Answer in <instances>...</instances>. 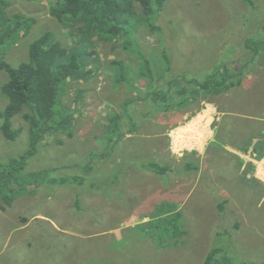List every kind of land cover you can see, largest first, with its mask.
<instances>
[{
  "label": "rangeland",
  "instance_id": "374dc122",
  "mask_svg": "<svg viewBox=\"0 0 264 264\" xmlns=\"http://www.w3.org/2000/svg\"><path fill=\"white\" fill-rule=\"evenodd\" d=\"M8 1L9 15L35 21L2 49L14 66L29 59L31 44L48 31L74 44L69 27L50 13L48 0ZM157 24L161 33L142 26L133 35L156 75L168 65L166 50L171 69L163 80L148 86L149 78L140 76L139 55L122 42L95 39L89 48L93 56L85 62L94 73L63 87L58 107L73 122L48 135L19 172L11 205L0 208V264H205L218 247L229 259L219 254L213 264H264V184L246 181L247 160L227 150L252 151L259 140L248 145L252 133H261L264 141V0H168ZM116 60L126 63L139 90L131 80L116 82ZM225 64L241 81L227 93H201L182 107L171 100L164 111L148 92L170 90L168 81L175 78L203 81ZM8 80L9 73L0 70V111L9 102L3 91ZM128 99L133 103L121 124L125 133L117 129L121 138L113 143L110 116L122 114ZM205 102L216 103L220 116L213 125L216 144L188 155L186 140L204 127L211 110ZM224 117L226 126L217 122ZM196 120L197 128L188 127L176 141L175 134ZM13 121L22 131L12 141L0 128V163L21 157L30 146L28 123L22 115ZM252 157L255 161L247 162L257 173L259 159ZM148 163L170 169L159 174ZM168 201L182 212L186 233L178 241L164 219L147 222L158 208L167 211ZM11 243L15 248L7 247Z\"/></svg>",
  "mask_w": 264,
  "mask_h": 264
},
{
  "label": "trees",
  "instance_id": "16d2710c",
  "mask_svg": "<svg viewBox=\"0 0 264 264\" xmlns=\"http://www.w3.org/2000/svg\"><path fill=\"white\" fill-rule=\"evenodd\" d=\"M50 2V13L59 19L65 26H68L73 38V45L68 46L60 40L55 33L48 31L35 40L29 50V59L14 66L4 58L3 47L7 43H14L16 35L21 32L28 33L34 20L29 19L21 13L9 15L8 0H0V70L9 73V80L3 86V91L9 97L7 106L0 111V128L8 140H16L22 128L14 126V117L22 115L29 125L30 146L21 157H13L5 163H0V196L5 201L0 204V208L6 210V204L11 205L12 195L10 191L15 188V182L19 172L26 169L29 159L38 151L39 146L47 139L48 135L59 129H67L73 120L71 114L63 112L58 107L61 101L60 96L63 87L72 79H86L92 76L93 69L85 62L93 56L89 49L93 46L95 39L106 42H122L123 48L132 51L142 58L140 63V76L148 77V86L154 84L155 80H163L166 71H170V59L166 50L164 52L167 61L166 69L159 75L154 73L151 61L141 47L137 48L134 35L137 28L146 27L151 32L161 33V26L157 24L158 17L168 0H48ZM124 38H127L124 41ZM89 45V46H88ZM139 50L136 53L135 50ZM117 72V83L129 81V67L122 60L114 62ZM234 70L227 68L226 64L212 71L203 81L196 79L175 78L168 81L170 90L161 87L155 88L154 93L148 90L161 110L167 109L166 105H172L171 100L176 102L178 107L191 103L198 99V94L214 93L221 95L229 92L231 88L240 84L235 81ZM130 81V82H131ZM133 82V81H132ZM134 90L137 86L132 83ZM173 91V93H171ZM191 92V95L189 94ZM176 100V101H175ZM191 100V101H190ZM133 101L128 99L123 106V113L111 114L109 119L110 129H114L110 141L116 143L125 131L122 129L123 119L130 114V106ZM189 105V104H188ZM227 117V116H226ZM226 117L219 124L226 126ZM225 123V124H224ZM120 131L121 136L116 137L115 131ZM252 139L248 145L253 146L254 140L259 139L254 146V152L258 159L264 157V141L262 134L252 133ZM225 140L224 136L219 135ZM246 142L247 139H246ZM247 149H245L246 151ZM149 170L159 174L168 173L169 169L161 163H148ZM253 166V165H252ZM188 164L186 169H191ZM14 186V187H13ZM4 196L6 199H4ZM169 203L167 211L165 207L158 208L157 216L148 223L155 222L156 219L166 221V230L178 241L181 234L186 233L182 225V212L177 208V204ZM223 206V203H222ZM222 248H214L207 256L205 264H213L214 258L219 254L228 260L229 256L222 255ZM263 264V263H253Z\"/></svg>",
  "mask_w": 264,
  "mask_h": 264
},
{
  "label": "crops",
  "instance_id": "0c3cea01",
  "mask_svg": "<svg viewBox=\"0 0 264 264\" xmlns=\"http://www.w3.org/2000/svg\"><path fill=\"white\" fill-rule=\"evenodd\" d=\"M231 64L232 63H229V66L233 68V66ZM215 104L216 103H214V102L213 103H207V102H205V105H211V107H210L211 110L208 109L206 111V113L208 114V116L206 117V115H205L206 119H205V122H204V127H202V128L199 127V130H195L192 133H190V135H193L192 136L193 139H192V137H190V139L186 140L188 142V143L184 144V145L187 146L186 147L187 149L185 150L186 154L191 155L194 152L195 153L199 152V153L202 154L203 153V150H207L209 147H211L214 144H216L215 143V141H216V131L214 130L213 125H214L215 120L219 119L220 116H217V113L218 112H217V109L215 107ZM202 110H205L204 107H202ZM195 117L196 116H193L192 119H195ZM203 117L200 116V119L202 120ZM186 119H188L187 121H189L190 120V117H186L185 116V121H186ZM199 137H202L201 140H198ZM255 142H256V140L254 141V143ZM172 147L173 146H170V150L172 149ZM193 148L195 150H197V151H193L192 150ZM238 149L239 148H237V149H235V148H232L231 149L230 148V149H227V150L234 151V153L237 154L238 156H240L241 159L243 157L247 161L248 160L255 161V159H253V157H252V156H255V152H254L253 149H252V151L251 150L250 151H244V150L242 151V150H240V149L238 150ZM172 150H174V149H172ZM180 155H183V154L180 153ZM177 157H179V156H177ZM247 161L246 162H243V163L245 164L244 166H248V170H246V173H243L242 174V177L246 181L250 182L251 184H264V179L258 173H255V167L252 166L251 163H248ZM188 164H191V163H188ZM187 165H186V167H187ZM28 224L27 225L25 224L22 228H27L28 227ZM236 228H239V225H237ZM8 246H10L11 248H15L16 244L15 243H13V244L11 243L10 245L8 244L7 247Z\"/></svg>",
  "mask_w": 264,
  "mask_h": 264
},
{
  "label": "bare ground",
  "instance_id": "6f19581e",
  "mask_svg": "<svg viewBox=\"0 0 264 264\" xmlns=\"http://www.w3.org/2000/svg\"><path fill=\"white\" fill-rule=\"evenodd\" d=\"M200 121H201V119H200ZM198 122V120H196V121H194L193 123H190V125H188L187 127H185L184 129L182 128L181 130H180V132L178 131L175 135H176V141H178V139L181 137V135H182V132L184 131V130H186L188 127H191V126H193V128H197V123ZM262 171V173L264 172L263 170H261ZM260 171V172H261ZM261 174V173H260Z\"/></svg>",
  "mask_w": 264,
  "mask_h": 264
},
{
  "label": "built area",
  "instance_id": "2783aa9c",
  "mask_svg": "<svg viewBox=\"0 0 264 264\" xmlns=\"http://www.w3.org/2000/svg\"><path fill=\"white\" fill-rule=\"evenodd\" d=\"M256 155L257 154L255 153V157H256ZM256 163H257V167H258L257 173L264 179V175L260 174L261 170L264 171V157L262 159L257 160Z\"/></svg>",
  "mask_w": 264,
  "mask_h": 264
}]
</instances>
